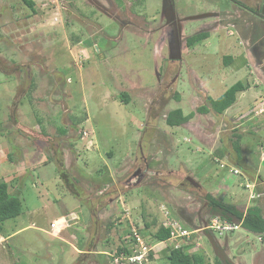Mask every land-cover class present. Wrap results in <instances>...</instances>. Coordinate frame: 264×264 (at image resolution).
Listing matches in <instances>:
<instances>
[{"label": "rangeland", "instance_id": "obj_1", "mask_svg": "<svg viewBox=\"0 0 264 264\" xmlns=\"http://www.w3.org/2000/svg\"><path fill=\"white\" fill-rule=\"evenodd\" d=\"M33 1L31 10L22 0H0V180L21 202V213L3 222L0 264H112L109 253L132 226L155 241L162 207L194 232L160 243L148 264H169L166 254L183 243L205 264H225L222 254L230 264H264V236L240 226L214 231L227 244L221 254L202 234L218 216L206 193L243 212L258 204L264 214V111L245 99L219 115L195 112L208 95L245 81L241 57L234 65L222 60L223 40L243 50L238 27L214 28L213 15L187 19L197 3L176 0L179 51L203 22L209 32L178 60L163 0ZM199 3L225 7L222 24L234 16L230 0ZM240 21L243 36L258 35V22ZM174 108L194 117L169 126ZM71 213L52 233L50 223Z\"/></svg>", "mask_w": 264, "mask_h": 264}, {"label": "trees", "instance_id": "obj_2", "mask_svg": "<svg viewBox=\"0 0 264 264\" xmlns=\"http://www.w3.org/2000/svg\"><path fill=\"white\" fill-rule=\"evenodd\" d=\"M22 2L31 10L34 7L33 0H22ZM241 7L246 10L252 11V8L246 6L241 2H237ZM209 36L208 31H199L194 34L189 35L185 38V44L187 47H193L196 43L206 39ZM230 58V57H227ZM225 58V59H227ZM227 64V60H225ZM245 85L242 81H237L228 88H226L218 97L212 98L207 97L208 104H201L195 109V112L205 114L213 111L215 114H222L227 108H229L235 101L237 93L243 91ZM122 101L127 103L129 98L126 93L120 95ZM178 98V97H176ZM194 111H191L187 114H184L181 108H174L170 110L165 117V123L169 126L181 125L188 122L194 117ZM65 130H61L63 133ZM240 135H236L232 146L236 157L238 160L242 159V152L240 148ZM9 156V154H8ZM10 157V156H9ZM238 164V163H237ZM239 167H242L238 164ZM254 177V176H253ZM259 183L262 181V176H258ZM264 186V185H263ZM205 199L208 202L210 207V212L212 214L218 215L222 219L234 222L237 220L239 222L238 227L258 234V236H264V214L258 204H251L248 206L245 211H240L235 208L233 205L226 203L210 193L205 194ZM21 213V202L19 198L15 195H10L8 192V183L4 180H0V235H3V222L7 219L14 218ZM146 227L149 224L145 223ZM170 236V230L164 228L163 226L157 227L154 232H152V239L155 241H166ZM123 242L120 240L116 245L115 249L117 252L125 251L128 253V250L125 246H122ZM192 244H180L179 246H173L169 253L166 254V258L169 261V264H205V256L202 252H189V248ZM216 264H222L218 258H216Z\"/></svg>", "mask_w": 264, "mask_h": 264}, {"label": "crops", "instance_id": "obj_3", "mask_svg": "<svg viewBox=\"0 0 264 264\" xmlns=\"http://www.w3.org/2000/svg\"><path fill=\"white\" fill-rule=\"evenodd\" d=\"M194 1H195V3H197V4H195V6H196L198 13H195L191 17L190 16L187 17V19L205 18V17H208L210 15H213L216 18L214 21H212L214 28H216L217 26H224V25H226V26L231 25L233 27H238L237 31H238V34L240 35V43H241L240 46L243 47V50L237 49L236 47L234 48V46L231 43L232 41L227 42L228 40H223V42H221V46L224 49L227 47L229 51L226 50L228 53H226L223 56L224 58L222 60H223L224 64H226L225 60H227L226 65H229V64L234 65L235 62L237 61L238 57L239 58L241 57V59L244 60V64L248 68V75L246 76L245 81H243V83L245 85V89L243 91H240L239 93H237L236 101L227 109L229 110L231 108L236 107L237 104L244 103L245 99L247 100L245 103L249 104L248 106H250V109L254 108V106L257 107V106L262 105L264 103V90L263 91L259 90L258 86L259 85L261 86V84L264 83V33L262 31V25H261L262 24L261 19H264V12H262L260 10L262 8V6L264 5V0H230L232 2L231 6L233 8H232V12H229V13L234 15V16L230 17L232 19H229L230 21H229V23H227L229 25L220 23L221 14L223 12H227V10L224 9L225 7H220V5H215V7H211V8H209L208 6L203 7L202 3L200 4L199 2H203L206 0H200V1L194 0ZM194 1H193V5H190L188 3V0H182L183 3L187 2L191 7H194ZM237 2H241V3L245 4L246 6L252 8V11L244 9ZM175 3H176V0H172L174 13L178 19L179 24L181 25L180 19H182V18L180 17L179 13L176 10ZM204 10H208V11H204ZM235 18L239 19V21L234 20ZM241 18H244V20H246V22L247 21L258 22V24H257L258 30L256 29V32L258 31V35L256 34L250 38L248 36H243L244 35V34H242L243 28L240 26V24H241L240 19ZM207 23L208 22H203L201 24V26H202L201 30L202 31H204V30L206 31ZM247 28H248V26H247ZM249 30H250V28H249ZM253 33L255 34L254 31H253ZM180 34H181V30H180ZM183 37H186V36L184 35ZM255 44L257 46L256 49L254 48ZM193 47H187L185 45V47H183L180 50V52L178 51L179 54L181 53L180 57H182V55H183L182 53H185V51L188 52V50L193 49ZM227 57H230V58H227ZM225 58H227V59H225ZM237 69H239V68H236V70ZM249 81H250V83H249ZM249 95H251V96H249ZM208 96H210V95H208ZM235 109H239V107H236ZM238 113H242L243 116L246 115V111L245 112H238ZM262 117L264 119V116H262ZM261 123L263 125L260 124V126H264V120H262ZM7 151L8 150L5 149V152H7ZM256 175H258V174H256ZM261 183L264 185V179L263 178H262ZM66 216L69 217V222L71 221V219H73L75 217V215L72 213L68 214ZM63 229H65V226H63ZM202 234H204V236L209 240L214 251L217 250V247H218V249L220 248V249H222V251H224V247L227 244H225V246H223V248H222L219 245L220 241L217 240V238L214 236L213 232L208 231V230H204L202 232ZM6 238H7V236L4 237V236L0 235V240L5 241ZM61 239L65 240L64 237H61ZM74 248L76 251H79V252L81 251L80 253H83V250H82L83 248H81V246H79V248H77V247H74ZM228 259H229V257L224 255L222 260L224 261L225 264H230L229 262H226V261H228Z\"/></svg>", "mask_w": 264, "mask_h": 264}, {"label": "built area", "instance_id": "obj_4", "mask_svg": "<svg viewBox=\"0 0 264 264\" xmlns=\"http://www.w3.org/2000/svg\"><path fill=\"white\" fill-rule=\"evenodd\" d=\"M264 111V104L258 107L257 112ZM238 170L234 169V172ZM249 186V184H247ZM255 197L251 194V198ZM162 226L170 230V236L167 240L174 239L179 240H188L193 231L189 230L177 218H174L169 212L167 207H162ZM65 218L58 219L57 221L51 222L50 226L52 228V233H58L63 226H65ZM238 227V224L222 219L220 217H212L211 219L204 222L202 230H208L211 232L216 231L218 234H223L228 230H233ZM129 236L128 240H125L126 236ZM123 239V245L128 250V253L125 251L117 252L114 248L109 254L112 264H148L149 261L154 258V253L156 251V246L164 241H149L145 238L139 228L132 226L130 232L127 233ZM182 243V241H180ZM180 244H175L179 246Z\"/></svg>", "mask_w": 264, "mask_h": 264}, {"label": "flooded vegetation", "instance_id": "obj_5", "mask_svg": "<svg viewBox=\"0 0 264 264\" xmlns=\"http://www.w3.org/2000/svg\"><path fill=\"white\" fill-rule=\"evenodd\" d=\"M162 8H164L165 18L167 19V21L171 22V26L173 27L174 43H171V52L174 54L175 52H178L180 49V47H179V34H180V28L181 27H180V24L178 22V19H177L175 13H174L172 0H163V7ZM263 9H264V7H263ZM261 21H262V24H261L262 25V31L264 33V19H261ZM177 49H178V51H177ZM179 52H178V55H179ZM180 58L181 57L179 55L178 60H180ZM207 208L210 210V207L208 206V202H207ZM187 220L188 219H186V221ZM217 250L220 253L222 251V249H220V248ZM221 256L224 257L223 254Z\"/></svg>", "mask_w": 264, "mask_h": 264}, {"label": "water", "instance_id": "obj_6", "mask_svg": "<svg viewBox=\"0 0 264 264\" xmlns=\"http://www.w3.org/2000/svg\"><path fill=\"white\" fill-rule=\"evenodd\" d=\"M263 7H264V6H262V9H261L262 12H264ZM186 179H187L191 184H193L194 186H198V185H199V184H198L194 179H192L190 176H187ZM65 220H66L67 222H69V217L66 216V217H65ZM233 221H234V223L239 224V222H238L237 220H233Z\"/></svg>", "mask_w": 264, "mask_h": 264}, {"label": "clouds", "instance_id": "obj_7", "mask_svg": "<svg viewBox=\"0 0 264 264\" xmlns=\"http://www.w3.org/2000/svg\"><path fill=\"white\" fill-rule=\"evenodd\" d=\"M65 218V217H64ZM67 222V221H66Z\"/></svg>", "mask_w": 264, "mask_h": 264}, {"label": "bare ground", "instance_id": "obj_8", "mask_svg": "<svg viewBox=\"0 0 264 264\" xmlns=\"http://www.w3.org/2000/svg\"><path fill=\"white\" fill-rule=\"evenodd\" d=\"M109 243V242H108Z\"/></svg>", "mask_w": 264, "mask_h": 264}]
</instances>
